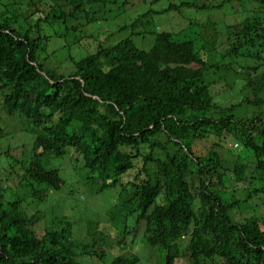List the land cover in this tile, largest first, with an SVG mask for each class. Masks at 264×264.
Returning <instances> with one entry per match:
<instances>
[{
    "label": "trees",
    "instance_id": "trees-1",
    "mask_svg": "<svg viewBox=\"0 0 264 264\" xmlns=\"http://www.w3.org/2000/svg\"><path fill=\"white\" fill-rule=\"evenodd\" d=\"M161 1L0 0V114L33 139L0 148V264H142L137 243L154 264H264V0ZM232 3L242 19L213 34L190 21L201 49L156 20ZM61 39L86 55L49 52ZM228 71L240 101L223 105ZM226 138L246 150L235 161ZM64 162L105 213H41L68 190Z\"/></svg>",
    "mask_w": 264,
    "mask_h": 264
},
{
    "label": "rangeland",
    "instance_id": "rangeland-1",
    "mask_svg": "<svg viewBox=\"0 0 264 264\" xmlns=\"http://www.w3.org/2000/svg\"><path fill=\"white\" fill-rule=\"evenodd\" d=\"M170 1V0H169ZM167 0H162L158 5H155L154 7H162L167 4ZM250 4H246L244 7L248 8ZM140 8H136L138 11ZM131 11H128L127 13H122L117 16V18L114 20L112 26L114 28H118L119 26L125 24L131 19ZM193 19L196 20V22L204 23L207 22L209 27L206 29V33L213 34L214 33V24L209 23L208 21H216L218 22L219 27L224 26L225 22H234V20H240L242 19V13L241 10L238 8L237 4H228L224 7L222 10H188L181 14H178L176 12H172L170 14H164L156 16V20L158 24L162 27V29L172 31L174 34V38L177 39H183L188 38L192 39L195 43V46L197 49H201L203 45L202 38L200 37V34L203 36V33L201 30L206 28V26H198V25H192L190 24V21H193ZM217 26V27H218ZM224 29V28H223ZM106 32H109L108 30H105ZM217 31H220L218 28ZM130 32H123V33H116V35L112 38L113 41H119L120 39L126 37L129 35ZM200 33V34H199ZM99 36L102 39L106 38V35L103 33H100ZM138 44L142 47H149L153 43L152 37H147L145 40L138 39L136 40ZM62 43V44H61ZM61 44V45H60ZM65 40L61 39L57 41V43H54L49 52L53 48H57L61 46V49L59 51V56L61 58H68L71 55L75 58H80L81 56L86 55V51L82 48L80 49L78 46L75 45H67L65 46ZM62 46H64L62 48ZM92 47V46H90ZM90 47H88L89 51L91 50ZM87 50V53H88ZM215 57V55H214ZM207 59H209V55H207ZM217 59V58H216ZM229 60H225V62H228ZM235 75L233 71H228L226 74V80L227 81H221L228 89L229 83H233L235 80ZM236 84H240V80H237L235 82ZM220 84L217 86L218 91L220 88ZM237 87V86H236ZM231 90V89H230ZM223 91L222 93H219V96L217 97V102L223 104V105H230L234 102H239L240 98H237L238 90L235 91ZM230 92V93H229ZM229 93V94H228ZM240 97V95H238ZM264 108V107H261ZM246 110L243 108L242 110H239L240 115H246ZM250 109L248 108V111ZM21 124L17 122L16 119H13L11 117H8L5 114H0V128H2L3 133L7 136L2 140L3 142L0 143V148H6L8 144H11L13 148L21 147L22 145L26 147H30L32 138L27 136L26 134L22 133ZM9 133H13V136H8ZM3 143V144H2ZM226 146V153L228 154L227 157L230 160H237L238 154L240 150L246 152L243 148L240 149V146L235 144L232 140L226 138L225 142ZM18 150V149H17ZM20 152V151H19ZM1 161V157H0ZM65 162L62 164L61 167L62 171L64 172V177L67 180V188L68 190L59 191V192H53L51 197H48V200L45 203H42L38 208H40L41 213L43 214V211L46 215H48L51 211L56 215L58 213H62L67 216L73 217V220H77L78 217L85 218L86 216L94 217L98 215L99 213H105L106 207L110 204L109 198L106 196L99 197V196H91L89 194V190H87L84 182L81 180H78V175L74 173H69L71 171V167L69 164H65ZM55 165H59V162H55ZM80 177V176H79ZM74 182V183H73ZM73 186L79 189V191L83 192V196L81 197V201L78 202V198H76L77 192L75 190L69 191ZM87 191V192H86ZM73 192V195H70ZM90 195V196H89ZM33 206L36 208V204H33ZM243 209H247L248 205H243ZM262 207H258V210H262ZM33 212V211H32ZM49 216V215H48ZM46 221L40 222V225L45 226ZM84 224H81V230L80 233H82L84 230ZM127 254L136 253L142 258V264H154L155 258L153 260L148 259L149 255V248L142 244L137 243L132 248H128L125 251Z\"/></svg>",
    "mask_w": 264,
    "mask_h": 264
}]
</instances>
